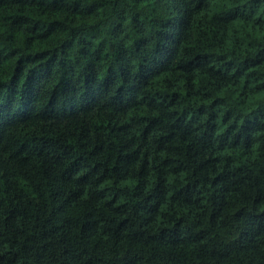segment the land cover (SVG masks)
I'll return each mask as SVG.
<instances>
[{
    "label": "trees",
    "instance_id": "16d2710c",
    "mask_svg": "<svg viewBox=\"0 0 264 264\" xmlns=\"http://www.w3.org/2000/svg\"><path fill=\"white\" fill-rule=\"evenodd\" d=\"M0 264H264V0H0Z\"/></svg>",
    "mask_w": 264,
    "mask_h": 264
}]
</instances>
